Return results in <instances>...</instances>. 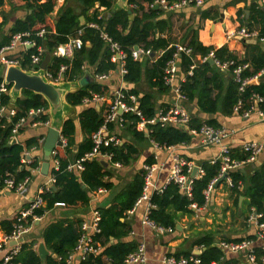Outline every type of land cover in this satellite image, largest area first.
Returning <instances> with one entry per match:
<instances>
[{
    "label": "trees",
    "instance_id": "obj_1",
    "mask_svg": "<svg viewBox=\"0 0 264 264\" xmlns=\"http://www.w3.org/2000/svg\"><path fill=\"white\" fill-rule=\"evenodd\" d=\"M5 1L0 0V7L4 5ZM8 1L14 8H25L29 11L24 19L15 21L10 31L11 36L18 32H30L37 45L44 46L47 53L52 54L57 46L67 43L71 37L77 36L80 29H83V34L80 36L83 42L82 47L74 51L73 58L53 55L48 65L49 70H56L61 64H69L70 68L66 76L69 81H73L84 74V68L87 65L93 67L94 71L99 74L118 68L119 65L111 60V50L101 37L100 30L90 26L91 23H96L101 28H104L115 41L119 42L127 52L126 67L128 72L124 76V80L127 83H139L143 73V63L135 60L132 56L133 47L138 45L152 51L164 50V54L157 58L153 65L146 70V73L152 86L159 87L161 90H168V86L165 85L163 80L164 69L174 57L176 44H171V41L164 35L165 31L171 28L170 18L159 17L162 11L161 7L155 8L157 0H128L129 5L136 4L137 7L132 8L129 6L128 9L118 8L116 10H113L115 3L113 0H76L80 7L79 12L67 2L59 9L55 18H53L52 14L55 11L57 0ZM97 4L98 7H96ZM92 8H94V11L91 13L90 10ZM101 8H103L102 11L100 10ZM210 11L202 12V17L205 19L211 18ZM255 14L264 21V8L258 6L256 8V4H254L252 15L249 17L250 20L255 18ZM81 17H84V24H82ZM41 29H46L47 34L43 38H38L35 33ZM260 36L264 37V28L260 31ZM10 39L11 37L6 38L5 43H9ZM88 42L90 45L87 44ZM184 44L191 47L194 53L192 56L182 54L180 57V68L186 74L185 81L182 83V90L189 100H194L198 95L199 107L208 113L217 111L220 95L214 96V88L218 87V89L222 90L221 78L216 71H213L212 75L208 77V72L212 71L214 66L208 60L206 62L197 60V54L206 57L213 51L215 58L221 61L249 62L251 69L246 72L247 75L253 74L264 67L263 49L260 48L256 56L254 54L251 58L239 59L236 52L231 51L225 45L216 48L201 43L198 40L196 29H192L186 34ZM35 51L36 48H32L27 53L12 56L10 59H18L24 68H28L31 66L30 55ZM192 65H195V67L192 70V74H190L189 71ZM2 81L3 78H0V84ZM8 87L10 88L11 86L8 85ZM104 87L103 82L96 79H87L85 86L66 95L67 102L75 106L81 105L83 98L88 96L90 92L104 93L106 89ZM129 93L139 96L138 90L134 88L129 89ZM255 93L263 97L261 107L264 109V79L260 82L249 84L245 92L241 94L239 85L232 78L223 100L224 112L232 113L233 107H235L240 98L244 100L245 107L248 108L252 105L251 97ZM9 103V93H0V108L1 106L9 105ZM15 106L17 114L14 117L10 119L6 116L0 117V189L4 188L6 179L14 178L16 182H20L26 176L32 175V169L39 167L37 160L31 161L29 164L22 163L26 149L39 147L40 140L38 138L27 140L26 145L20 142L12 143L10 139L14 123L20 117L26 116L31 109L44 108L47 110L49 108L48 101L43 95L24 89ZM139 108L148 119L153 118L157 114L155 102L149 93L139 96ZM123 117L125 119L124 122L128 123L129 130H132L138 138H144V132L136 129L140 118L132 113L125 114ZM37 119L44 122L48 121V114L44 113ZM79 122L82 130L86 131L88 136L79 143L76 159L92 151L94 147L92 136L103 123V118L100 111H97L91 104L80 113ZM207 123L210 125L215 124L214 121H208ZM202 124V122L193 120L191 128H199ZM148 126L151 130V139L160 145H176L187 142L192 138L191 134L177 126H164L161 123L149 124ZM76 127L73 118H66L62 124L61 134L67 139V146L66 148H57L55 157L59 160V167L52 171L55 178V189L42 193L46 205L36 211L37 215H43L45 210L54 207L59 202H63L65 205H74L78 202L88 203L91 191L101 187L107 189L112 187L111 181L107 180L111 173L107 167L101 164L98 158L87 159L84 162V170L82 171L68 169V166L73 161L71 155L76 144ZM101 151L103 153H112L113 162L128 164L133 155L137 153V148L133 144L124 143L120 146H103ZM28 165L30 168L27 167ZM220 168V161L214 164L208 162L203 164L205 174L200 178H195L193 197L191 199L181 194L177 184L169 183L162 192H157L152 196V202L156 204V208L151 210L150 217L160 225L176 228L177 215L169 209L173 207L177 211L192 212L189 207L191 204L203 205L206 201L204 190L219 173ZM144 176V171L135 176L134 181L130 183L126 190V201L119 210L116 208L100 209L101 237L105 236L110 239L111 236L121 237L127 234V225L121 222L120 217L123 216L124 210L133 207L138 197L142 195L145 184ZM231 176L236 189L238 182L242 181L244 177L239 173L233 172H231ZM250 182L251 185L246 191V196L250 199V208L255 209L257 212H262L264 210V166L261 171L255 172ZM31 222L32 217H29L27 223L31 224ZM8 223L11 224L9 221ZM6 224V222L3 223L4 229L11 231V227H7ZM79 236V230H75L70 221L67 224L64 221L51 223L45 228L43 234L46 246L63 259L74 248ZM197 243L204 247L203 252L199 255L203 264H211L212 262H218V264H241V260L238 257L228 256L221 248L215 246L214 239L209 234L200 238ZM34 244L35 241L22 244V249L16 257L20 264H43V260L34 250ZM136 248L137 243L134 241L119 242L107 246L103 255H107L113 260L114 264H118L122 263L125 257ZM190 254V252H183L175 254V256L180 258ZM263 256V246L256 247L255 257L258 264H264ZM47 262L55 264L51 256L48 257ZM61 263L65 264V261Z\"/></svg>",
    "mask_w": 264,
    "mask_h": 264
},
{
    "label": "crops",
    "instance_id": "obj_2",
    "mask_svg": "<svg viewBox=\"0 0 264 264\" xmlns=\"http://www.w3.org/2000/svg\"><path fill=\"white\" fill-rule=\"evenodd\" d=\"M67 2L68 4H71L78 12L80 11V7L76 0H57L55 11L52 14L53 18L56 17L59 9ZM254 4H256V8L257 6L263 8V0H206L201 6L189 5L178 10H170L160 6L162 12L160 13L159 17L170 18L171 28L166 30L164 35L171 41V44H184L186 34L192 29H196L198 40L204 45L214 46L216 48L225 45L231 51L236 52L239 59H245L247 57L251 58L254 54L255 56L258 55L260 48L264 50V42H260L258 39L245 38L238 34V30L243 26L257 31L259 35L260 31L264 28V21L260 16L255 14V18L253 19L255 22L249 18L252 15ZM129 6L132 7L131 4L129 5L128 3V8ZM96 7H98V4ZM100 10L102 11L103 8ZM209 10H211L210 14L212 17L206 19L203 18L202 12ZM93 11L94 8L90 10L91 13ZM28 13L29 11L25 8L12 7L8 0H6L4 5L0 7V48L9 44L8 42L5 43V41L6 38L11 37L10 31L15 21L17 19H24ZM82 19L84 20V17H81V20ZM87 44L90 45L89 42ZM27 49L19 45L15 49L5 52V55L10 58L21 53L25 54L28 52ZM56 49L51 54V58L53 55L57 56L55 54ZM159 51H153L152 56H145L143 59L139 60L141 63H143V73L141 80L137 84L127 83L120 74L119 67L106 72L109 74L107 79L98 80L96 75L99 73H96L93 67L89 65L84 68V74L81 77H77L73 81L96 79L100 82H103L105 86L104 88H106L104 90V94L109 97L107 99H110L112 97L113 91L119 88L121 85L128 94H130L129 89L131 90L132 88L138 90L139 96L149 93L153 97V101L155 102L157 109L156 111L158 112L163 107L173 105L177 100V95L174 88L168 87V90H161L159 87L152 86L147 77L146 70L157 60L159 57ZM46 54L47 52L45 55ZM201 57L202 56L199 54L196 55V59L199 61ZM18 62L20 64L19 60ZM179 62H181L180 59L177 61L178 69L175 76V87L179 86L180 84L182 85L186 78V74L180 68L181 63L178 65ZM210 64L214 67L212 71L208 72V77L212 75L213 71H216L221 78L220 82L222 85V90L218 89V87L214 88V96L217 94L220 95L217 111L213 113L203 111L198 104V95L194 100H189L187 97V99L181 101V104L188 110L191 116V122L196 120L198 122H202L203 124H208V121H214L215 124H211L212 126L217 128H226L230 131L225 143L231 148L232 157L242 161V163L237 168L231 170V172L239 173L244 177L242 181L238 182L236 188L237 190L234 188L235 185L231 186L227 180H221L217 183V185H215V188L210 193L208 200L206 199L203 205H197L198 207L196 208L191 206L192 204L189 206L192 209V212H182L175 210L173 207L170 208L169 210L171 212H175L177 215L176 228L173 232H165L163 234L159 233L150 225L144 223V219L148 212L149 202L146 200L137 205L136 203L140 197L139 196L134 206L129 209H125L123 216L120 217L121 222H124L127 225L126 229L128 231L126 235L121 237L111 236L110 239H107L105 236L101 237L102 228L100 226L101 232L95 233L93 236V231L91 228H89V223L93 219L94 211L99 210L101 212V208H116L119 210L126 201L125 197L128 186L134 181V178L137 174L141 173L142 171L145 172V165L155 164L157 166V169L152 177L153 186L150 190V193L153 196L155 193H157L155 192L156 190H160L159 192H162L169 185V183H174L169 182L168 178L174 165V159L176 156L182 157L189 164H192L193 169L190 171L191 176H195L192 175L195 167L203 168V164L206 162L211 164H214L217 161L221 162V150L219 145L204 144L202 143L199 136L191 134L192 138L187 142L178 143L176 145H160L151 139V130L149 126L145 128H140L138 125L136 126L138 131L144 132V138H138L135 136L132 130H129L127 126L128 123H120V121L113 122L109 125L108 134H114L121 140L119 146L123 145L124 143L133 144L137 148V153L133 155L128 164L118 162L120 163V166L115 165L116 162H113V158L107 159L106 157H97L100 161L107 163L106 166L102 163L101 164L107 167L111 173V175L107 177V180L111 181L112 183V187L110 189L101 187L95 191H91L90 200L88 203L78 202L74 205H58L56 203L54 207L45 210L43 215H40L41 219L34 220L32 218L31 224L27 223L29 231L24 235V240L22 242L25 243L35 241L34 250L38 255L40 245H45L48 254L45 258L40 257L43 260V264H49L47 262L49 256L54 259L55 264H63L58 260L59 255L46 246L43 237L45 228L49 224L59 221H64L66 224L68 221H70L73 228L77 231L79 230L80 236L84 232L91 234L94 237L96 243L101 248L99 254L85 257L75 255L70 263L65 262V264H114L110 257L103 255L105 248L111 244L130 241L137 243V248L140 244H145L147 255L146 264H170L168 259L171 257L176 259L187 257L181 256L180 258H177L175 254L190 252V255H192L197 254L199 250H201L202 253L204 247L198 245L197 242L200 238L207 234L213 237L214 245L219 248H221L219 244L224 240L241 241L251 239L254 240L255 247L264 246V242L257 238L258 229L256 225L249 221L252 208H250L249 205L250 199L246 196V191L251 185V177L255 174V172L261 171L262 167L264 166V148L256 160L252 162L246 159V154L242 150L243 145L250 141H261L264 143V121L259 120L257 117V109H262L261 102L257 105L255 104L256 108L248 117L236 112L234 107L232 113H225L223 110V100L226 95L227 88L232 81V75L230 71L222 70L214 63ZM6 68V63H4L0 57V78H3V81H5ZM30 68H32V65L25 69ZM85 85L86 82H84L83 86ZM136 96L139 103V96ZM91 104L97 109V111H100L103 118L107 109V103L94 104L84 103L83 101L81 105L77 106L70 104V114L65 117L66 119L70 116L75 120L77 126L75 134V146H78V149L79 143L84 141L88 136V133L82 130L80 126V113ZM5 106L6 109L3 113H0V117L6 116L8 119H10L8 117V110L11 107L9 105ZM45 111V113L48 114L49 108ZM34 121L35 120L32 118L28 119L26 125H24V127H22L15 136L12 134L10 139L12 143L13 139L16 138V143L20 142L23 145H26L27 140L31 138H38L40 140L39 147L26 149L25 153L27 154L30 162L37 160L39 167L32 169L31 171L32 175H30L31 179L28 184V191L26 194H20L14 190H7L4 188L0 189V238L4 234H9L12 232L14 225L13 222L15 221L16 216L22 209L27 207L29 201L32 198L37 196L44 189L45 191H49L53 188L55 189V180H53L54 176L52 171L56 169V154L52 152L49 160H47L44 149L49 128L51 127L52 118L48 114V125L46 123L33 125ZM62 137L63 136L61 134V138ZM168 146L172 147L168 148ZM73 154L74 150L72 152L71 158L73 161H75L76 157L73 158ZM46 161L49 162V168L47 173H44L42 172V166ZM27 167L30 168L29 165ZM185 172H187L186 169ZM231 172L229 175L230 178H232ZM78 174L80 175V173ZM47 186L49 187L48 190L46 189ZM180 192L188 199L193 197L187 196L181 189ZM151 203L154 205V208H156V204L152 202V198ZM45 205L46 202L44 207ZM8 221L11 224H9ZM4 222L7 223V227H11V231H6L4 229ZM85 224L87 225L86 228H84ZM14 244H16L15 241L9 243L5 250L0 252V259L5 251H7ZM76 245L68 252L65 259L74 252ZM222 251L227 253L223 249ZM227 255L238 257L239 260H241V264L247 263V256L245 252L227 253ZM126 257L122 263L118 264H139L127 263ZM15 261L18 262L16 259ZM215 263L218 264V262Z\"/></svg>",
    "mask_w": 264,
    "mask_h": 264
},
{
    "label": "built area",
    "instance_id": "obj_3",
    "mask_svg": "<svg viewBox=\"0 0 264 264\" xmlns=\"http://www.w3.org/2000/svg\"><path fill=\"white\" fill-rule=\"evenodd\" d=\"M114 2L116 0H113ZM206 0H157L155 3L157 6H163L164 8H168L170 10H178L183 7L189 5L201 6ZM132 7H137L136 4H131ZM263 8H264V0H263ZM90 26L97 28L100 30V35L103 40L106 41L109 49L111 50V60L114 63L119 65V72L124 78L127 74L128 70L126 67V57L127 52L122 48L119 42L115 41L106 31L104 28H101L96 23H91ZM47 34L46 29H41L35 33V36L38 38H43ZM83 34V29H80L77 33L76 37H71L69 41L65 44H61L57 46L55 54L58 57H67L72 59L74 51L82 47V40L81 35ZM238 34L250 39H258L260 42H264V37H261L257 31L249 29L246 26L241 27L238 30ZM30 32H18L12 34L10 42L8 45L0 48V57L1 60L6 63L7 66L11 64H19L18 60L10 59L5 55V52L9 50L15 49L17 46L21 45L23 48L29 50L30 48H36V51L31 53L30 60L32 68L38 69L41 65L46 49L43 46H38L35 39L31 37ZM194 53L193 49L187 45L178 43L176 44V52L172 60H170L164 69V76L163 80L166 86L169 88H174L177 100L173 105L168 107L161 108L157 114L148 119L145 117L141 109L139 108L138 98L134 94H128L124 87L121 85L119 88L113 91L112 97L110 99L104 93L98 92H91L90 95L83 98L84 103H107V109L105 111V115L103 117V123L99 127V129L93 134L92 139L94 143V147L92 151L86 153L79 159H76L68 166L69 170L77 169L79 171L84 170V162L87 159L97 158V157H106L107 159H112V153L105 152L103 153L102 147H109V146H117L121 143V140L114 134H108L109 125L113 122L120 121V123L124 122V115L125 114H135L137 117L140 118L138 122V126L140 128L148 127L149 124H156L161 123L164 126H177L182 129L189 128L191 134L195 136H199L201 138L202 143L204 144H217L220 147V160H221V168L219 173L209 182L207 188L204 190V194L206 199L208 200L210 193L215 188L218 182L221 180H227L231 186L234 185L232 178H230L231 170L237 168L242 161L232 157V150L231 148L225 143L226 138L229 136L230 131L226 128H217L210 124H202L199 128H191V116L188 110L181 104V101L187 99L185 93L182 90V85L174 86L175 85V76L177 71V61L180 59L182 54H186L188 56H192ZM153 51L151 49H145L139 46L138 49L135 47L132 48V56L135 60H141L145 56L150 57L152 56ZM159 56L164 54V50L159 51ZM214 59V64L222 70H227L231 72L233 80L239 85V92L242 94L245 92L246 87L255 82H259L261 79L264 78V67L253 74H246L248 70L251 69V64L249 62L242 63L237 62L236 60H226L221 61L215 58V54L213 51L209 53L206 57H201L202 62H206L207 60ZM195 65L191 66L189 71L192 74V70L194 69ZM69 64H61L58 69L56 70H49L45 71V75L48 79L54 82L60 81H68L67 79V71L69 70ZM109 77V74H97L96 78L98 80H105ZM9 87L5 83V81L1 82L0 84V93L8 92ZM252 105L248 108L245 107V102L242 98L239 99L237 104L235 105L234 109L236 112L241 113L243 116L248 117L251 115L252 111L256 108L255 104L263 101V97L259 94H253L251 97ZM6 109V106H1L0 113H3ZM46 111L44 108L38 109H31L26 116L20 117L13 125L12 134L15 136L24 125H26L27 120L32 118L35 120L33 125H37L40 123L49 124V121H41L37 119ZM17 114L16 108H10L8 110V117L12 118ZM257 117L259 120L264 121V109H257ZM35 118V119H34ZM67 146V139L62 137L61 144L58 145L54 150L53 153L57 154V148H66ZM172 146H168L171 148ZM264 148V143L261 141H250L243 145L242 150L246 154V159L250 162L255 161L258 155ZM30 160L25 154V157L22 158V163H29ZM56 169L59 167V160H55ZM116 166H120V163L116 162ZM157 166L155 164H147L145 165V184L143 186L142 195L137 200V205L142 203L143 201L148 200V212L144 219V223L150 225L151 227L155 228L159 233L163 234L165 232H173L175 227L172 226H162L157 224L151 217L150 212L151 209L154 208V205L151 203L152 195L150 190L153 186L152 184V177L154 172L156 171ZM185 169L187 172H185ZM193 169L192 164H189L184 158L176 156L174 159V165L170 171L168 181L174 182L177 184L180 189L189 197L193 196V185L195 178H200L205 174L203 168H199L197 174L195 176L190 175V171ZM226 176V178H225ZM30 176H27L20 182H16L14 178H9L5 180L4 189L7 190H14L20 194H26L28 191V184L30 182ZM53 180L55 178L53 177ZM46 189L48 190L49 187L47 186ZM45 191H41L37 196L32 198L28 206L22 209L19 214L16 216V220L13 225V230L9 234H4L0 238V252L5 250V248L11 242H16L12 247H10L0 259V264H19L15 261L16 257L21 251V246L23 242L21 239L24 238V235L29 231V227L27 225L29 217H32L34 220L41 219L40 215L36 214V211L41 209L44 204L45 200L42 196V193ZM160 190H156L155 192H159ZM58 205H64L63 202L57 203ZM194 208L198 207L197 204H192ZM249 221L253 222L257 229V238L261 239L264 242V210L262 212H257L255 209L252 208V212L249 216ZM101 222V212L99 210H95L93 214V219L89 223V228L93 231V236L95 233L101 232L100 228ZM87 225H84L86 228ZM91 234L84 232L78 240V243L75 247V250L72 254L69 255L66 259L62 258L61 256L58 257L59 262L65 261L70 263L75 255H80V257L85 256H92L100 253V246L96 243ZM219 246L227 253H241L245 252L247 256V263L249 264H258L255 257V245L254 240H241V241H222ZM264 249V246H263ZM264 261V256H263ZM127 263H139V264H146L147 263V255H146V247L145 244H140L137 249L130 252L126 257ZM170 264H203L202 260L199 255L192 254L187 257H182L180 259H176L171 257L168 259ZM211 264H216L212 262Z\"/></svg>",
    "mask_w": 264,
    "mask_h": 264
},
{
    "label": "water",
    "instance_id": "obj_4",
    "mask_svg": "<svg viewBox=\"0 0 264 264\" xmlns=\"http://www.w3.org/2000/svg\"><path fill=\"white\" fill-rule=\"evenodd\" d=\"M128 0H117L114 4V9L124 8L128 9ZM155 8H159V6H155ZM82 24H84V20L82 19ZM139 46H135V49H138ZM153 55V54H152ZM51 60V54L47 53L39 66L38 69L30 68L25 69L22 64H11L6 68L5 74V83L10 85L9 95H10V103L9 106L11 108H15L16 101L19 97L22 96V90L27 89L33 91L37 94L43 95V97L48 101L49 104V112L48 114L52 118L51 127L49 128L48 136L44 145L45 154L47 160H49L51 153L56 148L57 145L61 144V134L60 129L65 120V117L70 114V104L67 102L66 95L69 92H74L78 90L80 87L84 85V80L78 81H60L54 82L48 79L45 75V71L48 68L49 62ZM210 63H214V59L209 60ZM180 65V62L178 63ZM99 106V105H98ZM69 118H71L69 116ZM184 128V126H181ZM189 134H191L190 129H185ZM17 139H13V143H16ZM78 146L74 147L73 158L76 157ZM103 165H107L106 162L101 161ZM49 168V162L46 161L42 166V172L47 173ZM198 167H195L192 175H196L198 171ZM226 178V176H225ZM51 184V183H50ZM21 239V241H23ZM48 254L47 249L44 244H41L39 247V255L41 258H45ZM197 254H201V250L197 252Z\"/></svg>",
    "mask_w": 264,
    "mask_h": 264
}]
</instances>
